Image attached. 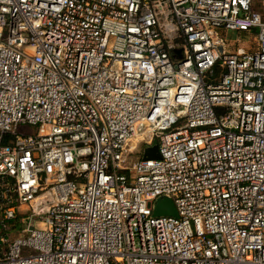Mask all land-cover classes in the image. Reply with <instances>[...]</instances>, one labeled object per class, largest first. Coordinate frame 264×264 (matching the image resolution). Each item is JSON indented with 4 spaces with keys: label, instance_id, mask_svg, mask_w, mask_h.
<instances>
[{
    "label": "built area",
    "instance_id": "obj_1",
    "mask_svg": "<svg viewBox=\"0 0 264 264\" xmlns=\"http://www.w3.org/2000/svg\"><path fill=\"white\" fill-rule=\"evenodd\" d=\"M0 264H264V0H0Z\"/></svg>",
    "mask_w": 264,
    "mask_h": 264
},
{
    "label": "water",
    "instance_id": "obj_2",
    "mask_svg": "<svg viewBox=\"0 0 264 264\" xmlns=\"http://www.w3.org/2000/svg\"><path fill=\"white\" fill-rule=\"evenodd\" d=\"M180 51H175V54L179 55ZM143 159L149 160V159H160L159 151H158V145L156 140L152 142L151 145L146 146L143 151ZM153 215L154 216H169V217H177V211L176 208L172 202L171 199L161 197L158 198L155 202L154 209H153Z\"/></svg>",
    "mask_w": 264,
    "mask_h": 264
},
{
    "label": "rangeland",
    "instance_id": "obj_3",
    "mask_svg": "<svg viewBox=\"0 0 264 264\" xmlns=\"http://www.w3.org/2000/svg\"><path fill=\"white\" fill-rule=\"evenodd\" d=\"M225 38H226V41H228L229 43H231L232 45L236 46V41L239 40V44L237 45L238 47H243V48H247V50L249 48H252L254 43H253V40H252V37L249 36L247 33L245 32H240V33H237V32H232V31H229L227 33H225ZM235 49V48H234ZM232 50V49H231ZM19 131L22 132V133H27V134H31V133H34L36 132V128L34 127H30V126H21L19 127ZM142 158V149H140L137 154H134L133 157H132V160H136V159H141ZM36 218H34V229L35 230H41V228L39 227V222L37 220H35ZM25 235L23 234H17V235H14V237H17V238H21V237H24Z\"/></svg>",
    "mask_w": 264,
    "mask_h": 264
},
{
    "label": "bare ground",
    "instance_id": "obj_4",
    "mask_svg": "<svg viewBox=\"0 0 264 264\" xmlns=\"http://www.w3.org/2000/svg\"><path fill=\"white\" fill-rule=\"evenodd\" d=\"M41 199H42V198L40 197V198L37 199V201H40Z\"/></svg>",
    "mask_w": 264,
    "mask_h": 264
},
{
    "label": "trees",
    "instance_id": "obj_5",
    "mask_svg": "<svg viewBox=\"0 0 264 264\" xmlns=\"http://www.w3.org/2000/svg\"><path fill=\"white\" fill-rule=\"evenodd\" d=\"M260 12H262V11H260Z\"/></svg>",
    "mask_w": 264,
    "mask_h": 264
}]
</instances>
